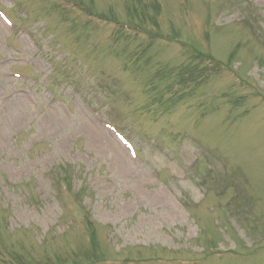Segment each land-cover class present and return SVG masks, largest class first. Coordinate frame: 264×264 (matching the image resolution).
<instances>
[{"label": "rangeland", "instance_id": "1", "mask_svg": "<svg viewBox=\"0 0 264 264\" xmlns=\"http://www.w3.org/2000/svg\"><path fill=\"white\" fill-rule=\"evenodd\" d=\"M0 264H264V0H0Z\"/></svg>", "mask_w": 264, "mask_h": 264}]
</instances>
